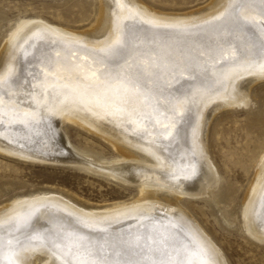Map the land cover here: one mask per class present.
I'll use <instances>...</instances> for the list:
<instances>
[{
  "label": "bare ground",
  "instance_id": "obj_1",
  "mask_svg": "<svg viewBox=\"0 0 264 264\" xmlns=\"http://www.w3.org/2000/svg\"><path fill=\"white\" fill-rule=\"evenodd\" d=\"M2 14L0 13V21ZM264 81V0L183 11L96 0L87 27L27 17L0 43V152L135 185L128 201L83 207L55 191L0 205V264H228L184 199L264 244V153L236 211L220 204L207 147L222 109H251ZM71 122L115 155L77 148Z\"/></svg>",
  "mask_w": 264,
  "mask_h": 264
},
{
  "label": "rangeland",
  "instance_id": "obj_2",
  "mask_svg": "<svg viewBox=\"0 0 264 264\" xmlns=\"http://www.w3.org/2000/svg\"><path fill=\"white\" fill-rule=\"evenodd\" d=\"M165 11H183L208 0H142ZM96 0H0V43L23 19L40 17L51 24L87 27L95 16ZM251 109H222L212 119L207 136L210 157L220 176L219 206L236 211L255 163L264 153V81L252 87ZM70 142L104 157L115 150L103 138L65 122ZM55 191L83 207L128 201L135 185L93 174L67 164L22 160L0 152V205L35 191ZM184 206L221 250L228 264H264V244H257L238 224H225L218 207L207 198L184 199ZM37 264H42L38 262Z\"/></svg>",
  "mask_w": 264,
  "mask_h": 264
}]
</instances>
